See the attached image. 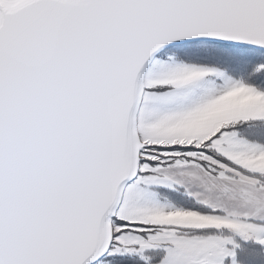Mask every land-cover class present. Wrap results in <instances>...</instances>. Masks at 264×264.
<instances>
[{"label":"snow or ice","instance_id":"1","mask_svg":"<svg viewBox=\"0 0 264 264\" xmlns=\"http://www.w3.org/2000/svg\"><path fill=\"white\" fill-rule=\"evenodd\" d=\"M0 264H264V0H0Z\"/></svg>","mask_w":264,"mask_h":264}]
</instances>
